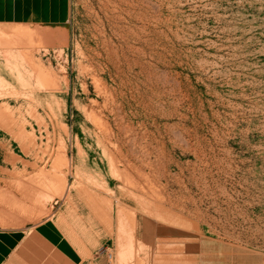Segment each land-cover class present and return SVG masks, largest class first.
<instances>
[{
    "label": "rangeland",
    "instance_id": "374dc122",
    "mask_svg": "<svg viewBox=\"0 0 264 264\" xmlns=\"http://www.w3.org/2000/svg\"><path fill=\"white\" fill-rule=\"evenodd\" d=\"M38 177L67 194L0 228L54 217L86 264H151L155 205L199 223L202 264H264V0L0 25V194Z\"/></svg>",
    "mask_w": 264,
    "mask_h": 264
},
{
    "label": "crops",
    "instance_id": "0c3cea01",
    "mask_svg": "<svg viewBox=\"0 0 264 264\" xmlns=\"http://www.w3.org/2000/svg\"><path fill=\"white\" fill-rule=\"evenodd\" d=\"M71 0H0V25L58 28L70 18ZM151 264H202L199 223L155 205ZM0 264H86L81 251L48 217L16 229L0 228Z\"/></svg>",
    "mask_w": 264,
    "mask_h": 264
},
{
    "label": "bare ground",
    "instance_id": "6f19581e",
    "mask_svg": "<svg viewBox=\"0 0 264 264\" xmlns=\"http://www.w3.org/2000/svg\"><path fill=\"white\" fill-rule=\"evenodd\" d=\"M41 178H43V177H41ZM55 179H57V178H55ZM38 180H39V177L33 183H30L29 185H27V184L26 185L25 184H16L14 186V184H13L12 188H14V189L16 188L15 190L20 195L21 199L17 198L16 195H14L12 193L0 194V199H1L0 225L1 226L5 227L8 225H11V226L17 225L20 222H22L24 219H26V220L31 219V218H34L35 216L41 217L42 215H45L47 213V212H45V209H46V207H48L47 204L50 200L49 198L54 197V195L58 198H61L63 195L67 194V192L66 193L64 192V189L66 188V186L64 188H58V186H59L58 182L55 180L50 181L49 183H47L46 186L41 181H38ZM50 180H52V179H50ZM46 211H48V210H46ZM63 226H62V228H63ZM68 233H69V235L71 234L69 231H68ZM71 236H73V235H71ZM76 237H78V236H75V238ZM73 238H74V236H73ZM78 240H79V238H78ZM73 245H74V243H73ZM81 245H82V242H81ZM82 246H84V245H82ZM119 261H120V259H119Z\"/></svg>",
    "mask_w": 264,
    "mask_h": 264
}]
</instances>
